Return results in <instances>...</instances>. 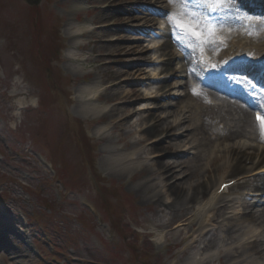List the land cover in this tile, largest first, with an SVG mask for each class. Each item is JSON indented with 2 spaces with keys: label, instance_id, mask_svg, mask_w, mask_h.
Wrapping results in <instances>:
<instances>
[{
  "label": "rangeland",
  "instance_id": "374dc122",
  "mask_svg": "<svg viewBox=\"0 0 264 264\" xmlns=\"http://www.w3.org/2000/svg\"><path fill=\"white\" fill-rule=\"evenodd\" d=\"M231 2L239 36L199 31L192 39L191 24L169 25L165 0H0V264H183L169 256L178 239L172 232L187 229L174 213L188 223L205 219L203 235L188 228V241L196 240L184 257L201 259L198 241L222 237L230 225L231 239L244 234L231 246L254 244L264 263V194L252 182L264 179L263 164L245 161L251 167L240 178L227 173L232 149H264L247 104L264 97L253 72L262 64L255 50L264 48V0ZM221 6L205 0L194 15L212 28ZM251 22L262 25L247 35ZM169 33L193 42L191 51L176 42L162 49ZM234 46L240 57L224 60ZM167 52L174 54L168 63ZM209 79L232 93L218 94ZM80 104H92L98 117L82 118ZM151 124L162 132L154 137ZM217 131L235 134L222 139ZM165 164L167 179L157 169ZM231 179L246 182L225 188L211 204L218 218L206 220L212 192ZM203 185L204 195L186 203ZM157 194L173 202L154 208ZM225 242L202 259L219 264Z\"/></svg>",
  "mask_w": 264,
  "mask_h": 264
},
{
  "label": "bare ground",
  "instance_id": "6f19581e",
  "mask_svg": "<svg viewBox=\"0 0 264 264\" xmlns=\"http://www.w3.org/2000/svg\"><path fill=\"white\" fill-rule=\"evenodd\" d=\"M165 1H166V5L163 8L169 10L170 15H172L173 17L180 19L186 23L191 24L192 27H194L195 29H197L200 32H203L206 34H211V32H209V31H220L221 33H224V32L227 33V31H230V32L234 33V36H237L236 32L234 31L236 29L238 31V36L240 35V32H239L240 27H237V26L240 25L242 23V21H240L239 24L236 25L235 21L231 19L232 16L229 15L230 12L235 11V10L237 11V8H238L237 5L235 6L231 2V0H216V1L222 2L221 11L223 13H222V15H219V13H217V16L214 19L215 26L212 28L205 23L197 21L195 15H194L195 10L197 9L199 11V7H200L201 2L202 1L204 2L205 0H165ZM207 12H209V9H207V10L205 9L203 17L207 18V15H208ZM102 14L105 15V13H102ZM100 16L101 15L96 14V17H100ZM259 25H262V23L261 22H258V23L251 22L250 25H247V28L245 29V34H247V35L257 34V30L259 29ZM170 34L171 33H169L167 35V39H165V41L161 44V48L164 49L165 51H166V47L171 46L173 44V42H176L180 46L187 48L188 49L187 51H189L194 46L193 42L190 41V42H188V44H185V43L181 42L183 40L180 41L177 38L178 36H176L175 34H171V35ZM232 49H231L232 51L231 50L228 52L226 51V53H228V54L224 60L229 59V57H230L229 55H240V53H239L240 51H237V46L232 47ZM255 54H256V56L260 57V58H258V57L257 58H258L259 62L262 63V65L256 67L255 71H253V72H257L256 73L257 77L261 79V80H259L258 84L263 85L264 84V72H258L257 70H260L262 68V66L264 65V48H262L261 50L256 49ZM166 55H169L167 60H165V61H167V63L170 62L172 60V58H174L173 53L167 52ZM229 65H230V67L235 66V64L232 61L229 62ZM166 68L167 67H165V69ZM207 82L209 83L208 84L209 87L214 88V90L219 92V93L225 94L226 96H228L232 93V91H231V93L229 91H225V88L221 85L222 82L220 80L214 81L212 79H209ZM241 86H242V84H241ZM241 86L234 84L235 90L237 92H240L241 93L240 95L244 97V96H246V94L244 93L245 88L243 89ZM160 90L162 91V93L165 92V87H161ZM224 98L226 99L227 97H224ZM248 100H251L250 106L256 108L257 109L256 111H258L260 108H264V97L262 96V94L259 93L256 96H253L252 98L248 97ZM88 105H89V107L90 106H92V107L86 109L84 107L85 104H80V106H82L84 108V110L81 109L79 111L80 116L84 119L88 118L87 116H89L90 118L98 117V116H96V114L99 113V110L97 108H95L92 104H88ZM206 113H207V111L204 110V114H203L204 117L203 118L205 120L210 121V115L206 114ZM243 113L246 114V111H243ZM253 122H255V121L253 120ZM147 129H148L147 131L153 132L152 134L154 135V137L156 135H159L162 132V131L158 130L159 129L158 126L156 127L152 124L149 125L147 127ZM164 131L166 132L165 133L166 135L169 133L166 128ZM234 134H235V132L232 133L230 131H227L226 133L225 132L222 133V131H219V132L217 131V133H216V135H219L218 137L222 138V139H228ZM147 139L148 138L145 137V139H142V140H147ZM261 140H262V142H264V128L261 129ZM229 156L231 157V164L228 167L227 173H228V175L236 176L234 178H240V175H242L243 172H245L247 169H249L251 167V166H247L245 163V161H248V160H250V162L252 163L251 165L263 164L259 168V171H264V149H262L259 153H248L247 151H244V150L232 149L229 152ZM111 159H113L111 163H114L116 166L119 164V160L117 158H111ZM125 167L126 166L124 165L122 167H119L117 170L122 171V170H124ZM169 167L170 166L168 164H165L161 167H158L157 169L160 173L162 171V175H164L166 178V175H168V173L171 172V171L170 172L168 171ZM245 182L246 181H242V182L237 181V182L233 183L235 185H231V186L227 187V190L232 189L234 187H240ZM252 182L256 188H259L257 190V191H259L258 193L264 194V179H263V177H261V178L254 177ZM217 189H218V186L215 188L214 192H212L211 197H209L211 202L209 203L208 208L210 207L209 209L211 210V214H208L206 216L207 217L206 220H209V221H215L216 218H218L216 216L218 213V208L215 206V204H213V205H211V204L213 201L216 203V201H217L216 199H219L222 196V193L224 191L222 193H218ZM173 192H174V197H176V195H178V192H175V191H173ZM205 192H206L205 185L200 186V187L199 186L195 187L192 190V192L189 194V197L186 199L187 200L186 203H189L190 201L197 198L199 194L201 196L204 195ZM159 196L160 195H158V194L155 195V197H157V198L153 201V204H155L154 208L162 207V206L166 207V205H170L173 202V200L170 202H164L162 200V198H160ZM257 201L254 200V201H251L250 203L247 202L248 204L245 205V208L248 209L250 205L251 206L255 205V203ZM244 215L245 216L251 215L250 210L243 212L242 218H244ZM172 217L173 218L178 217L179 218L178 222L183 220V222H184L183 224H185V227H187V229L185 231H182L181 229L178 228L172 232L173 234H175L177 232V236H178V239L176 240V243H175L176 249H174L169 254V256L172 257L175 261L182 260V261H184L183 264H209V261H204V259H202V258L203 257H205V258L209 257V255H208L209 252H212L216 248L219 249L221 246L220 244L223 243L224 241H226L225 245H224V248H225L224 252L222 253V255L220 257L216 258V260L218 261L219 264H222L224 261L226 262V264H242L243 262L241 261V258L246 256V255L249 256L247 259H245L246 262L249 261L248 264H264L260 260V258L253 256L258 252L254 248V246H253L254 244L250 245L248 248H244L240 244L235 246V247L231 246V245H233V241L235 240V239L234 240L231 239V238H233V234L235 233V229H233V227L230 225L226 226L223 229L224 231H223L222 237L214 235L213 238H210V241H208V242L204 243L205 239L198 241V246H196V248H197V254L199 256L201 255V257H200L201 259L197 260L196 254L195 255H189L188 257L187 256L184 257L185 255H182V254L185 252L188 254L189 249L195 247L193 242L196 240V239H193L192 242H191V240L188 241V237L192 236V233H193L192 232V233L188 234V232H189L188 228H190L191 230H198V234L196 235V237L203 235L205 230L207 229L206 225L204 224L205 219L204 218L203 219H197L195 222L190 221L188 223L189 216H186L185 214H179V213L175 214L174 213ZM249 219H252V217ZM178 222H177V224H179ZM163 226L167 227L168 225L164 224ZM18 236H19V233H18ZM192 237H194V236H192ZM243 237H244V234H242V233L238 234L235 242H238V241L240 242L243 239ZM228 239H231V241H228ZM2 245H4L5 251L10 250V245H8L7 243L2 242ZM179 246H181V248H179ZM8 252H10V251H8ZM12 253H17L18 255H22V249H17L16 252L13 251ZM213 255H215V254H213Z\"/></svg>",
  "mask_w": 264,
  "mask_h": 264
},
{
  "label": "snow or ice",
  "instance_id": "6c2138e0",
  "mask_svg": "<svg viewBox=\"0 0 264 264\" xmlns=\"http://www.w3.org/2000/svg\"><path fill=\"white\" fill-rule=\"evenodd\" d=\"M210 11H215V9H210ZM166 15H168V22L172 28H179L182 31L185 29L186 24L184 22L180 21L179 19L173 17L170 14H166ZM200 35L201 33L199 31H191L192 39H198ZM250 87L256 88V91L258 90L256 85H250ZM260 88H264V87H260ZM256 119L261 124L262 128H264V108L259 109Z\"/></svg>",
  "mask_w": 264,
  "mask_h": 264
},
{
  "label": "water",
  "instance_id": "95a60500",
  "mask_svg": "<svg viewBox=\"0 0 264 264\" xmlns=\"http://www.w3.org/2000/svg\"><path fill=\"white\" fill-rule=\"evenodd\" d=\"M25 1L30 5H37L40 2V0H25Z\"/></svg>",
  "mask_w": 264,
  "mask_h": 264
}]
</instances>
